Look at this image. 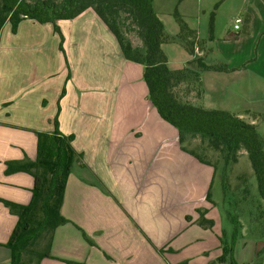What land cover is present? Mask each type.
I'll return each mask as SVG.
<instances>
[{
	"label": "crops",
	"instance_id": "crops-1",
	"mask_svg": "<svg viewBox=\"0 0 264 264\" xmlns=\"http://www.w3.org/2000/svg\"><path fill=\"white\" fill-rule=\"evenodd\" d=\"M216 1L203 5V0H154L153 6L172 36L180 31L171 21L177 6L197 40L205 43L196 51L201 49L197 53L206 64L223 60L220 63L228 66V72H202L199 106L229 111L263 130L257 122L264 117L262 74L249 71L248 108L220 107L227 90L222 80L235 82L240 64L231 61L241 55L209 49L215 35L213 40L200 36L202 20L207 22ZM238 12L246 14V35H256L264 44V0H242ZM57 26L62 42L51 23L26 19L15 34L9 22L0 30V264L11 262L6 243L18 220L3 201L28 205L35 185L27 172L7 173L8 163L35 161L37 133H51L55 121L63 135L74 137L72 145L83 159L75 162L65 188L61 211L69 223L56 229L52 258L40 264L216 262L232 230L223 228L216 206L229 197L223 193L219 202L213 195L207 199L210 186L213 190V167L181 148L177 129L160 117L149 99L143 66L124 58L93 9ZM236 87L234 93L239 92ZM199 210L214 221L212 229L198 224ZM250 212L235 258L238 264H264V213L253 218Z\"/></svg>",
	"mask_w": 264,
	"mask_h": 264
},
{
	"label": "trees",
	"instance_id": "trees-1",
	"mask_svg": "<svg viewBox=\"0 0 264 264\" xmlns=\"http://www.w3.org/2000/svg\"><path fill=\"white\" fill-rule=\"evenodd\" d=\"M154 0H0V30L9 22L12 32L17 33L19 24L26 19L40 24L51 23L55 32L63 36L58 21L72 20L88 9H93L115 36L127 61L143 66V78L148 87L149 99L160 117L177 129L181 148L201 163L209 165L186 143L199 138L201 144L221 154L225 167L235 164L244 150L258 182L259 195L264 203V137L258 126L246 122L225 110L205 109L194 104L191 96H199L201 74L204 71L228 72L225 63L207 65L205 57L197 54V48H205L203 41L190 29L176 9L173 16L179 26L176 36L170 35L160 16L155 12ZM213 21V20H212ZM213 40V23L210 26ZM135 33L139 44L130 38ZM179 42L187 51L190 60L179 70H171L163 45ZM37 156L35 161L8 163L7 173L27 172L34 177L33 196L28 205L3 201L17 224L6 247L11 251L10 264H35L52 258L51 248L55 231L69 223L62 214L65 188L75 162L83 157L73 147L72 135L66 136L55 129L51 133H37ZM227 169V168H226ZM223 187L226 185L223 182ZM211 201V186L207 194ZM198 224L212 229L214 221L199 210ZM232 225L231 240L223 243L221 264H238L235 246L241 234V223L234 214H228ZM86 237V236H85ZM86 240L93 244L86 237ZM211 263V264H215Z\"/></svg>",
	"mask_w": 264,
	"mask_h": 264
},
{
	"label": "rangeland",
	"instance_id": "rangeland-1",
	"mask_svg": "<svg viewBox=\"0 0 264 264\" xmlns=\"http://www.w3.org/2000/svg\"><path fill=\"white\" fill-rule=\"evenodd\" d=\"M211 2L212 0H203L202 4L207 5V3L211 4ZM214 3L217 4L213 11L209 14L207 22L206 20L204 21V19L202 20L200 36L202 39L210 38V26L211 23L215 24L214 18L217 15L216 31L213 33V37L215 35L216 42H214L215 45L213 46L210 44H207V46L209 49H212L213 47V49L216 50L217 48L221 51V53L223 52L222 54L237 55L238 53L241 55L240 60L231 61L240 64L239 70L241 74L235 77V82L231 81V78H223L222 80L221 84L223 88H227L228 91L226 90V93L221 95L220 107L227 110L242 111L248 108L251 104L248 85L249 71L260 75L262 74L261 79H264V44L262 43L260 45L259 38L256 35L253 38L250 37V35H246V32L249 29L247 26L248 22L245 21L246 14L245 12H238V8L242 4V0H218ZM203 5L202 7H204ZM176 9L177 6L175 10ZM256 15H258V13H256ZM236 16H239V18L243 19V22L240 19L242 23L240 22L237 24V29L234 28V24H236ZM172 19L173 20L171 21L175 23V18L173 17ZM130 38L135 45L139 44V39L135 33H130ZM164 47L168 57L169 68L171 70H179L184 68L185 62L189 58L185 48L179 42L170 43ZM199 51L201 52V49ZM199 51L197 50L196 52L200 53ZM213 61L214 60H212L210 57L209 62ZM222 61L223 60L216 61V64L218 65ZM234 85L237 86L236 88H239V92L234 93ZM260 94L262 97H264L263 90L260 92ZM198 97L192 96L191 101L199 106L200 99ZM257 122L258 125L263 126V130L259 128L258 130L259 133L264 137V117L257 119ZM186 147L190 150L192 149L196 151V153L203 157L204 160L209 162V165L213 167L214 181L212 187L213 190L211 192V195L214 197L213 200L215 202H219V198L223 193L229 197L226 203L219 202L216 204V206H218L217 209L219 214L222 218L223 228L232 230V225L228 220V214L230 213L236 215L240 220L242 226L241 230L245 228L250 222L248 214L249 209L253 212H250L251 215L255 213L253 218H256L262 212L264 213V203L259 195L258 182L252 170L248 156L244 150L240 152L237 163L230 164L228 167H225V160L223 156L213 150L208 149L206 144H201V140L199 138L188 141L186 143ZM223 182L226 185L225 188L223 187ZM249 205L250 208L248 209ZM31 258V264H35V256L33 255Z\"/></svg>",
	"mask_w": 264,
	"mask_h": 264
},
{
	"label": "built area",
	"instance_id": "built-area-1",
	"mask_svg": "<svg viewBox=\"0 0 264 264\" xmlns=\"http://www.w3.org/2000/svg\"><path fill=\"white\" fill-rule=\"evenodd\" d=\"M240 22H241L240 19L236 20V24H239ZM235 28L237 29L238 28V25H236Z\"/></svg>",
	"mask_w": 264,
	"mask_h": 264
}]
</instances>
